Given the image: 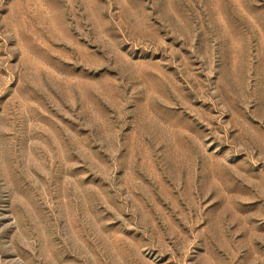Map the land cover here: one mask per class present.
<instances>
[{"label": "rangeland", "instance_id": "374dc122", "mask_svg": "<svg viewBox=\"0 0 264 264\" xmlns=\"http://www.w3.org/2000/svg\"><path fill=\"white\" fill-rule=\"evenodd\" d=\"M0 264H264V0H0Z\"/></svg>", "mask_w": 264, "mask_h": 264}]
</instances>
